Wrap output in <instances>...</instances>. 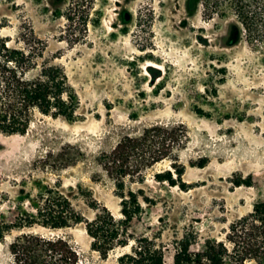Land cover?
Segmentation results:
<instances>
[{
	"label": "rangeland",
	"instance_id": "obj_1",
	"mask_svg": "<svg viewBox=\"0 0 264 264\" xmlns=\"http://www.w3.org/2000/svg\"><path fill=\"white\" fill-rule=\"evenodd\" d=\"M186 1L0 0L1 36L40 40V62L62 65L79 98L72 119L37 113L26 134L0 132V225L34 211L30 199L48 187L92 217L90 190L121 218L122 199L96 157L153 125L187 128L179 150L185 187L157 177L178 176L169 159L143 183L128 179L144 207L130 232L163 245L168 263L176 239L191 235L192 250L208 239L228 242L234 221L264 207V0L245 21L234 6L208 17ZM23 231L69 238L85 264H120L134 242L103 256L83 224L35 225L5 231L0 264L10 263L9 243Z\"/></svg>",
	"mask_w": 264,
	"mask_h": 264
},
{
	"label": "trees",
	"instance_id": "obj_2",
	"mask_svg": "<svg viewBox=\"0 0 264 264\" xmlns=\"http://www.w3.org/2000/svg\"><path fill=\"white\" fill-rule=\"evenodd\" d=\"M260 0H187L189 11L199 4L205 14H223L234 6L245 21L250 12L257 13ZM44 44L25 41L23 45L10 43L0 34V132L6 135L26 134L37 113L72 119L79 106L78 95L70 83L65 68L44 57ZM188 140L184 125H153L136 135L128 134L110 150L101 152L96 161L105 175L114 182L121 197L118 218L104 204L85 192L86 204L94 209L88 216L77 209L72 199L56 188H45L30 199L34 211L23 210L13 224L0 225V238L5 231L24 230L40 225L58 229L83 224L92 238V249L103 256L116 247L131 244V251L119 256L120 264H246L254 261L264 264V207L244 215L230 226L227 241L208 239L203 250H192L195 243L186 234L175 240V254L171 263L165 260V247L150 237H136L130 232L132 221L144 210L140 200L142 190L127 186L128 179L137 183L146 180V171L157 163L169 159L177 172L158 174L161 181L185 187L181 182L183 168L179 150ZM251 179L237 184L251 185ZM84 192V190H82ZM9 264H85L81 253L63 235H44L23 231L9 243Z\"/></svg>",
	"mask_w": 264,
	"mask_h": 264
},
{
	"label": "flooded vegetation",
	"instance_id": "obj_3",
	"mask_svg": "<svg viewBox=\"0 0 264 264\" xmlns=\"http://www.w3.org/2000/svg\"><path fill=\"white\" fill-rule=\"evenodd\" d=\"M125 16H126V18H128V14H125ZM235 37H236V36H232L231 39H233V40L235 41ZM231 39H230V40H231ZM233 43H234V42H233Z\"/></svg>",
	"mask_w": 264,
	"mask_h": 264
},
{
	"label": "water",
	"instance_id": "obj_4",
	"mask_svg": "<svg viewBox=\"0 0 264 264\" xmlns=\"http://www.w3.org/2000/svg\"><path fill=\"white\" fill-rule=\"evenodd\" d=\"M128 17H129V15H128ZM233 42H234V40H233V39H231V40H230V43H233Z\"/></svg>",
	"mask_w": 264,
	"mask_h": 264
}]
</instances>
